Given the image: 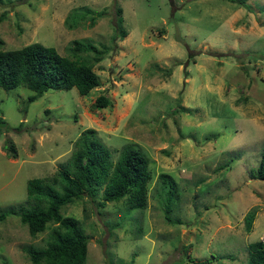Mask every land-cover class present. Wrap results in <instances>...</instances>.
<instances>
[{
	"label": "rangeland",
	"instance_id": "rangeland-1",
	"mask_svg": "<svg viewBox=\"0 0 264 264\" xmlns=\"http://www.w3.org/2000/svg\"><path fill=\"white\" fill-rule=\"evenodd\" d=\"M3 1L0 49L37 42L73 58L71 41L81 40L109 50L92 67L99 85L85 95L47 90L27 103L32 91L0 89L8 125L0 126V211L27 206L26 181L54 175L92 128L112 161L122 145L138 148L150 178L142 210L124 199L100 207L99 194L63 207L87 235L85 264H246L247 245L264 240V181L249 177L264 141V0L246 8L227 0ZM116 6L122 39L111 38ZM82 9L104 15L68 28L66 16ZM98 95L110 104L97 108ZM161 173L174 182L171 222ZM49 231L32 237L6 216L0 264H29L23 248L43 246Z\"/></svg>",
	"mask_w": 264,
	"mask_h": 264
},
{
	"label": "trees",
	"instance_id": "trees-1",
	"mask_svg": "<svg viewBox=\"0 0 264 264\" xmlns=\"http://www.w3.org/2000/svg\"><path fill=\"white\" fill-rule=\"evenodd\" d=\"M227 1L247 7L246 0ZM0 5L5 7L3 0H0ZM120 11L116 6V26L112 39H122L126 35L121 27ZM6 13L5 9L0 12V22ZM103 15L104 9H82L81 13H69L64 21L68 28H72L88 16L87 26L91 27L95 19ZM70 49L73 58L62 56L54 47L43 46L37 42L14 49H0V89L7 91L21 86L32 91L26 98L27 103L47 90L74 88L81 96L87 94L99 85L98 77L92 70L93 64L98 62L109 48L104 44L96 47L90 42L72 40ZM81 52L91 53L90 58L77 55ZM257 56L264 63V54ZM94 104L97 108H103L108 106L110 101L106 96L98 95ZM0 126L5 129L8 127L1 117ZM5 146L4 148L11 152L10 157H15L11 144ZM147 166V157L129 143L120 147L116 159L112 161L109 149L95 136L94 129L85 128L79 133L67 164L61 165L50 178L28 179L25 183V199L28 205L1 210L0 222L8 215L16 216L32 237L49 227L50 231L43 246L23 248L29 264H85L87 235L75 217L63 215L61 210L82 197L92 200L98 194L100 207L124 199L128 208L144 209L146 184L150 178ZM158 177L162 186L168 187H162L166 193L163 217L165 221L171 222L168 216L172 193L170 187L174 182L165 173L159 174ZM249 177L264 181V141L257 167L249 171ZM253 215V210L244 215L247 232L250 230ZM246 264H264V240L253 241L247 245Z\"/></svg>",
	"mask_w": 264,
	"mask_h": 264
},
{
	"label": "clouds",
	"instance_id": "clouds-1",
	"mask_svg": "<svg viewBox=\"0 0 264 264\" xmlns=\"http://www.w3.org/2000/svg\"><path fill=\"white\" fill-rule=\"evenodd\" d=\"M263 241V240H262Z\"/></svg>",
	"mask_w": 264,
	"mask_h": 264
}]
</instances>
